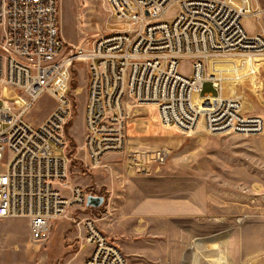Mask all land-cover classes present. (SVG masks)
I'll return each instance as SVG.
<instances>
[{
	"label": "built area",
	"instance_id": "built-area-1",
	"mask_svg": "<svg viewBox=\"0 0 264 264\" xmlns=\"http://www.w3.org/2000/svg\"><path fill=\"white\" fill-rule=\"evenodd\" d=\"M107 1L113 24L126 29L108 31L88 51L74 52L61 37L59 0H0V89L27 97H18L19 109L9 101L0 108V219L25 220L34 243L71 207L86 209L95 196L68 182L67 92L75 62L88 68L83 148L91 167L126 152L135 163L143 155L157 166L168 159L166 148L128 151L129 125L139 107H152L163 127L184 134L203 123L213 136L264 135V116L243 113L239 99H220L211 108L195 101L209 60L264 58V36L244 28L241 11L227 0ZM183 60L190 61L188 75L179 70ZM45 96L56 103L53 111L39 124L27 120ZM58 150L64 155L56 156ZM83 227L90 253L80 264H128L94 219H85Z\"/></svg>",
	"mask_w": 264,
	"mask_h": 264
},
{
	"label": "rangeland",
	"instance_id": "rangeland-1",
	"mask_svg": "<svg viewBox=\"0 0 264 264\" xmlns=\"http://www.w3.org/2000/svg\"><path fill=\"white\" fill-rule=\"evenodd\" d=\"M174 13L172 9L165 18ZM59 18L61 37L74 52L88 51L108 31L126 29L113 24L107 0H59ZM252 19L258 23L259 18ZM212 60H217L218 77L242 73V94L254 78L253 64L264 58L211 59L208 78ZM190 66L183 60L179 70L188 75ZM87 84L86 63L75 62L67 92L68 182L103 197L104 204L71 207L51 223L40 243L31 239L25 220L0 219V264H78L90 249L83 227L88 218L122 249L128 264H264V135L213 136L203 128L184 134L163 127L152 107H139L129 125L128 151L166 148L168 159L157 166L143 155L135 163L126 152L91 167L83 148ZM211 89L206 83L199 97L202 108L216 105L218 96ZM237 94L231 91L233 98ZM19 96L27 99L18 91L0 89V108L9 101L19 109ZM55 106L45 96L26 118L39 124ZM55 155L64 154L58 150Z\"/></svg>",
	"mask_w": 264,
	"mask_h": 264
},
{
	"label": "crops",
	"instance_id": "crops-1",
	"mask_svg": "<svg viewBox=\"0 0 264 264\" xmlns=\"http://www.w3.org/2000/svg\"><path fill=\"white\" fill-rule=\"evenodd\" d=\"M233 7L238 9L244 14L243 25L250 34H263L264 35V0H227ZM253 17H257L258 23L254 24ZM259 61V60H258ZM245 64L250 66L249 62ZM254 78L248 87H244L242 92L243 100L242 112L248 115L264 116V61L253 64ZM216 67V66H215ZM239 73L241 84L243 79ZM229 75V74H227ZM225 75V76H227ZM224 77V76H221ZM7 91H14L10 88H5ZM233 93L237 92L233 90ZM89 252L78 264L82 263Z\"/></svg>",
	"mask_w": 264,
	"mask_h": 264
},
{
	"label": "bare ground",
	"instance_id": "bare-ground-1",
	"mask_svg": "<svg viewBox=\"0 0 264 264\" xmlns=\"http://www.w3.org/2000/svg\"><path fill=\"white\" fill-rule=\"evenodd\" d=\"M216 61L217 60H212L209 63L210 74H209V78H207V80L204 83L203 90H204L205 85L207 83V85H209L210 88H212L211 89L212 92H214L215 95L218 96L217 100H216V104L220 99H232L233 96L231 95V91H233V90H235L238 93L236 98H238L239 101L243 100V96H242V94L239 93V89H238V85H240L239 77H237L235 74H229V75L224 76V77L216 76V74H215ZM199 97H200V95L196 98L195 101L200 106ZM200 128L201 129L203 128L202 131L207 133L202 123L199 125L196 132L199 131Z\"/></svg>",
	"mask_w": 264,
	"mask_h": 264
},
{
	"label": "water",
	"instance_id": "water-1",
	"mask_svg": "<svg viewBox=\"0 0 264 264\" xmlns=\"http://www.w3.org/2000/svg\"><path fill=\"white\" fill-rule=\"evenodd\" d=\"M104 204V198L99 196H90L87 199L88 208H99Z\"/></svg>",
	"mask_w": 264,
	"mask_h": 264
}]
</instances>
